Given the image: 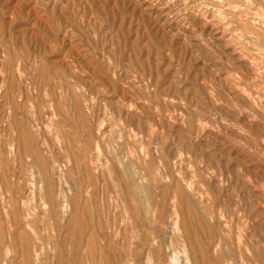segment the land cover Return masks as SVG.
Returning <instances> with one entry per match:
<instances>
[{
  "label": "rangeland",
  "instance_id": "rangeland-1",
  "mask_svg": "<svg viewBox=\"0 0 264 264\" xmlns=\"http://www.w3.org/2000/svg\"><path fill=\"white\" fill-rule=\"evenodd\" d=\"M185 258L264 264V0H0V264Z\"/></svg>",
  "mask_w": 264,
  "mask_h": 264
},
{
  "label": "bare ground",
  "instance_id": "bare-ground-1",
  "mask_svg": "<svg viewBox=\"0 0 264 264\" xmlns=\"http://www.w3.org/2000/svg\"><path fill=\"white\" fill-rule=\"evenodd\" d=\"M141 174H142V173H141ZM140 191H141V190H140ZM142 192H143V191H142ZM173 261H174L175 263H178V259L176 258V256L174 257ZM185 264H189L187 258H185Z\"/></svg>",
  "mask_w": 264,
  "mask_h": 264
}]
</instances>
